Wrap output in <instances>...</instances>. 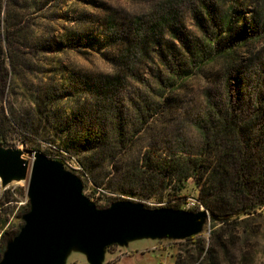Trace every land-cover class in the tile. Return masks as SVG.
Returning a JSON list of instances; mask_svg holds the SVG:
<instances>
[{"label": "rangeland", "instance_id": "rangeland-1", "mask_svg": "<svg viewBox=\"0 0 264 264\" xmlns=\"http://www.w3.org/2000/svg\"><path fill=\"white\" fill-rule=\"evenodd\" d=\"M10 6L8 10L18 14L28 30L32 41L21 51L32 61L29 69L22 70L23 81L13 77L5 107L30 111L37 95L48 94L45 116L27 119L29 135L11 134L14 148L37 151L62 163L80 179L83 195L97 209L130 201L147 209L187 211L182 205L192 199L197 206L189 212L208 214L193 240H128L108 247L100 264H243L244 256V264H264V211L237 221H214L193 180L178 197L170 195L171 187H131L140 173L151 182L157 180L158 172L143 167L147 152L152 162L179 153L197 155L204 147L207 126L228 117L243 85L252 92L260 84L264 92L260 67L264 32L260 40L236 48L234 60L220 58L199 70L191 61L192 53L220 32L226 10L236 6L237 28H243L262 14L264 0H14ZM170 10L173 16L153 28ZM256 57L260 63L253 60ZM172 64L192 74L172 90L164 89L172 82ZM235 112L241 115L238 109ZM87 130L104 143L86 149L82 141ZM27 186V182L11 184L8 200H1L0 216L8 219V225L0 231V260L6 245L3 233L17 234L24 225L23 208L30 205ZM62 264L90 263L73 244Z\"/></svg>", "mask_w": 264, "mask_h": 264}, {"label": "trees", "instance_id": "trees-1", "mask_svg": "<svg viewBox=\"0 0 264 264\" xmlns=\"http://www.w3.org/2000/svg\"><path fill=\"white\" fill-rule=\"evenodd\" d=\"M13 1L0 0V144L12 148L14 144L11 142V134L29 135L26 130L29 125L27 119L29 117L41 119L45 116L48 106L45 102L48 94L44 92L42 97L34 96L36 97L32 100L34 107L30 111L16 112L5 107V101L7 102L11 95L13 77L17 76L23 81L22 70L29 69L30 61H32L27 59L21 51L23 46L32 41L28 36V30L21 26L18 14L8 10V6L13 4ZM170 6L172 7L173 3H170ZM207 11L210 20L215 23L211 7ZM170 16H173L171 10L155 22L153 28L161 27L162 19L169 20ZM239 17L240 13L236 6L226 10L220 20V32L213 34L212 40L207 38L206 43L198 47L196 53L193 52L192 55L190 53L195 69H203L220 58L234 60L237 56L236 48L246 47L261 39L264 32V11L254 18L251 25L243 28H237ZM198 20L200 26L205 29L204 21L199 17ZM137 25L138 28L142 27L140 22H137ZM253 60L260 63L258 57ZM178 65L177 67L173 64L169 66L172 82L165 83L164 89L172 90L178 86L177 81L184 82L191 77V71H184ZM260 67L263 69L264 64L262 63ZM262 71L264 73V70ZM259 85L252 92L247 85V88L243 85L241 96L236 99V102H231V112L228 117L217 124L210 123L207 126L204 147L197 155L183 156L179 153L163 162H152L149 161L150 153L147 152L143 167L147 171L158 172L157 180L155 183L151 182L140 173L134 178L137 179V183L131 184V187L156 190L171 187L170 195L178 197L186 183L193 180L199 187L200 200L215 218L214 221H237L256 214L258 210L264 211V101H262L264 92L260 90ZM237 109L241 114L239 117L235 112ZM244 113L248 115L244 116ZM258 122L261 124L257 125ZM82 142L86 144V149H90L91 146L96 148L104 143L99 135L89 130L83 132ZM91 169L92 166H90ZM8 195L9 191H5L0 196V203L2 199L8 200ZM174 209L179 210L177 207ZM23 210L29 212L30 205L27 204ZM235 214L238 217H234ZM7 225L8 219L2 220L0 216V231L2 232ZM17 234L5 232L3 241L7 245ZM215 242H219L216 237ZM246 259L245 256L242 258L243 264Z\"/></svg>", "mask_w": 264, "mask_h": 264}, {"label": "water", "instance_id": "water-1", "mask_svg": "<svg viewBox=\"0 0 264 264\" xmlns=\"http://www.w3.org/2000/svg\"><path fill=\"white\" fill-rule=\"evenodd\" d=\"M27 182L30 210L20 232L7 243L0 264H62L75 244L90 264L105 250L128 240L168 237L185 240L200 232L206 211L147 209L118 201L97 209L84 195L80 179L43 153L0 144V189Z\"/></svg>", "mask_w": 264, "mask_h": 264}, {"label": "built area", "instance_id": "built-area-1", "mask_svg": "<svg viewBox=\"0 0 264 264\" xmlns=\"http://www.w3.org/2000/svg\"><path fill=\"white\" fill-rule=\"evenodd\" d=\"M184 210H193L196 208L197 203L192 199H187V201L182 205Z\"/></svg>", "mask_w": 264, "mask_h": 264}, {"label": "flooded vegetation", "instance_id": "flooded-vegetation-1", "mask_svg": "<svg viewBox=\"0 0 264 264\" xmlns=\"http://www.w3.org/2000/svg\"><path fill=\"white\" fill-rule=\"evenodd\" d=\"M112 247H117V246H112Z\"/></svg>", "mask_w": 264, "mask_h": 264}]
</instances>
